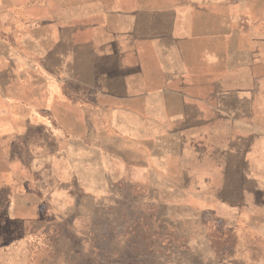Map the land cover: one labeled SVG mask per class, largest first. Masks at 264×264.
Wrapping results in <instances>:
<instances>
[{"label": "rangeland", "instance_id": "374dc122", "mask_svg": "<svg viewBox=\"0 0 264 264\" xmlns=\"http://www.w3.org/2000/svg\"><path fill=\"white\" fill-rule=\"evenodd\" d=\"M6 3L4 16L0 7V264H264L260 88L248 86L250 94L228 102L232 116L214 113V102L196 103L183 150L165 135L163 148L130 141L104 118L99 136L119 166L142 155L154 164L146 176H133L140 180L85 193L75 179L87 171L68 166V152L51 139L81 136L76 131L91 112L82 110L79 89L65 87L63 71L39 68L51 56L32 50L33 29L44 24L22 21L32 3ZM54 73L55 87L47 80ZM210 90L200 87L205 96Z\"/></svg>", "mask_w": 264, "mask_h": 264}, {"label": "crops", "instance_id": "0c3cea01", "mask_svg": "<svg viewBox=\"0 0 264 264\" xmlns=\"http://www.w3.org/2000/svg\"><path fill=\"white\" fill-rule=\"evenodd\" d=\"M3 1L2 15L8 12ZM30 2L22 21L44 23L33 29L32 50L51 56L39 68L63 71L65 87L79 89L86 102L82 110L91 112L92 122L76 131L81 136L55 133L51 139L55 149L68 152V166L73 162L88 172L75 179L85 193L101 194L117 180H140L133 176H146L154 164L142 155L119 166L120 157L106 152L109 145L99 136L104 118L113 133L130 141L163 148L165 137L183 150L186 119L194 116L196 103H219L213 112L232 116L227 103L240 102L252 85L264 101V0H16V5ZM47 80L53 87L60 83L56 73ZM200 87L212 93L205 96ZM15 109L18 118L26 117L23 106Z\"/></svg>", "mask_w": 264, "mask_h": 264}]
</instances>
